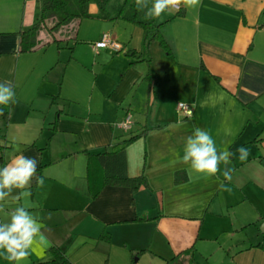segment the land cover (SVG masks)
Segmentation results:
<instances>
[{"label": "crops", "instance_id": "0c3cea01", "mask_svg": "<svg viewBox=\"0 0 264 264\" xmlns=\"http://www.w3.org/2000/svg\"><path fill=\"white\" fill-rule=\"evenodd\" d=\"M40 7L0 0V81L17 100L0 106V165L34 157L44 178L0 202V222L24 206L44 225L20 264L49 259L51 247L72 264H264V0L182 7L160 27L167 51L136 24L95 17L93 4L71 42L21 52ZM106 32L119 48L96 46ZM126 114L129 130L115 125ZM196 127L234 153L230 182L223 164L205 179L181 161ZM132 136L107 176L142 175L137 189L106 179L91 156Z\"/></svg>", "mask_w": 264, "mask_h": 264}, {"label": "clouds", "instance_id": "9594fccd", "mask_svg": "<svg viewBox=\"0 0 264 264\" xmlns=\"http://www.w3.org/2000/svg\"><path fill=\"white\" fill-rule=\"evenodd\" d=\"M200 4L201 0H135L137 11L143 12L145 19L159 18L165 11L179 12L182 7H199ZM16 102L12 81H0V106ZM203 106L205 105L202 103L201 107ZM3 115L4 112L0 109V116ZM237 152L241 161H245L250 155V149L245 146L239 147ZM183 153L181 161L205 179L216 176L220 172V165L223 164L224 180L231 181L234 169L230 165L234 153L228 148L218 149L215 139L208 130L196 127L186 138ZM37 169V159L23 154L15 156L7 164L0 165V202L16 191L22 194L33 182L43 186L44 178L38 175ZM181 210L187 211L188 206ZM51 215L49 213V219ZM8 217L7 222H0V258L9 264H20L32 254L37 238L43 235L44 225L24 206H18L10 211Z\"/></svg>", "mask_w": 264, "mask_h": 264}, {"label": "trees", "instance_id": "16d2710c", "mask_svg": "<svg viewBox=\"0 0 264 264\" xmlns=\"http://www.w3.org/2000/svg\"><path fill=\"white\" fill-rule=\"evenodd\" d=\"M40 12L35 22L28 28L20 32L19 50L27 52L35 49L42 41V32L45 31L55 42L58 37L55 33L64 27L76 24L84 17L93 16L89 12L90 5H96L98 11L95 17L102 19H123L136 24L143 30V40L148 43L158 40L166 49L167 44L160 34L162 23H157L156 19H145L144 13L139 12L135 6V0H40ZM180 13V12H179ZM132 55H136L134 52ZM135 136L123 141V145H115L106 149V151L93 154L98 164L102 167L106 179H112L115 182L137 189L145 184V178L142 175L129 177L124 173L117 174L110 178L107 176V168L114 156L124 161V146L132 141ZM117 158V159H118ZM51 257L46 260L37 261L33 264H72L59 247L49 249Z\"/></svg>", "mask_w": 264, "mask_h": 264}, {"label": "built area", "instance_id": "2783aa9c", "mask_svg": "<svg viewBox=\"0 0 264 264\" xmlns=\"http://www.w3.org/2000/svg\"><path fill=\"white\" fill-rule=\"evenodd\" d=\"M96 46H110L113 48H119V44L112 38L109 32L103 33L99 41L96 42ZM177 108L181 110L185 115L191 113L190 106L185 103H178ZM115 125L123 130H129L131 128V115L126 114L121 120L117 121ZM264 159V155L262 156Z\"/></svg>", "mask_w": 264, "mask_h": 264}, {"label": "rangeland", "instance_id": "374dc122", "mask_svg": "<svg viewBox=\"0 0 264 264\" xmlns=\"http://www.w3.org/2000/svg\"><path fill=\"white\" fill-rule=\"evenodd\" d=\"M93 5V4H92ZM175 13V12H174ZM174 13L172 11H165L164 13H162V15L156 19L157 23H164L166 22L167 18H170L171 16L174 15ZM74 25H70L68 27H64L61 30H59L58 32L55 33L56 37H68V41L71 42V40L69 39V37H73L74 35ZM42 41H46L49 40L51 37L45 32H42ZM62 43H64L66 45V42L63 41Z\"/></svg>", "mask_w": 264, "mask_h": 264}]
</instances>
